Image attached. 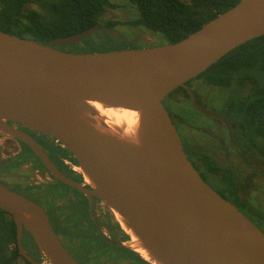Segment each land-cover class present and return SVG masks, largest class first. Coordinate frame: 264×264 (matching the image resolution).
<instances>
[{
	"label": "water",
	"instance_id": "1",
	"mask_svg": "<svg viewBox=\"0 0 264 264\" xmlns=\"http://www.w3.org/2000/svg\"><path fill=\"white\" fill-rule=\"evenodd\" d=\"M102 30L93 27L52 44L74 45ZM263 36L264 0H239L175 44L136 49L69 52L0 31V133L28 146L58 180L98 198L114 218L112 210L119 214L158 264H264V232L202 178L164 103L182 88L195 110L221 119L231 132L226 119L196 103L189 82ZM93 103L138 112V139L102 131L107 127L97 125ZM9 123L60 142L91 189L65 177L35 140ZM0 210L14 221L19 253L30 264H81L45 209L1 182ZM24 232L40 262L25 250ZM108 241L130 249L129 242Z\"/></svg>",
	"mask_w": 264,
	"mask_h": 264
},
{
	"label": "trees",
	"instance_id": "2",
	"mask_svg": "<svg viewBox=\"0 0 264 264\" xmlns=\"http://www.w3.org/2000/svg\"><path fill=\"white\" fill-rule=\"evenodd\" d=\"M126 2L132 7L134 17L128 26L143 28L155 34L158 45H164L184 40L233 8L239 0ZM112 7H116L112 0H0V31L69 52H110L114 51L112 45L115 43L124 46L131 42L123 34L113 33L119 23L105 16L107 9ZM93 27H102L103 30L74 45L52 44L59 38ZM189 85L193 87L197 98H216L217 109L234 126L235 141L244 149L243 152L237 150L239 157L245 163L254 162L259 170L264 169V36L232 50L190 81ZM174 93L188 97L182 88ZM203 161L206 169L204 180L215 187L207 176L214 175L217 183L226 184L237 197L239 185L233 172L215 166L208 157ZM218 192L240 209L244 208L238 198ZM29 241L34 252L29 249ZM23 246L33 259L41 261V255L27 232L23 234ZM20 260L30 264L19 253L14 221L0 210V264H19Z\"/></svg>",
	"mask_w": 264,
	"mask_h": 264
},
{
	"label": "flooded vegetation",
	"instance_id": "3",
	"mask_svg": "<svg viewBox=\"0 0 264 264\" xmlns=\"http://www.w3.org/2000/svg\"><path fill=\"white\" fill-rule=\"evenodd\" d=\"M191 88L193 92V87ZM194 99L200 107L222 116L230 123L227 117L217 109L216 98L214 99L213 96L197 98L194 95ZM183 101L187 102L186 105L191 109H194L190 104L189 96L186 97L181 93L172 92L165 98L164 103L181 135L188 159L202 178L203 174H206L203 161L206 157L215 166L231 170L237 179V185H239L237 197L233 195L234 193L226 184L217 183L214 175L207 176L214 182L215 187L205 181L216 192L219 190L226 193L227 196L238 198L244 204V208L240 209L235 206L264 232V169L259 170L254 162L248 164L239 157L237 150L243 152L244 149L240 148V145L235 141L234 126L230 123L232 127L230 132L226 123L217 117L202 114L194 109L201 115L200 117L210 121L209 124L203 122V125L198 127L202 133L204 132L207 140L205 144H197L194 142V138L186 136L181 123L183 126H187L185 121H189V118L186 116L188 112L179 107ZM180 111L183 118L177 115ZM9 124L35 140L52 164L65 177L83 188L91 189L85 178L76 171L78 164L73 155L55 138L31 131L19 124ZM3 139L12 141L16 151L12 153L10 150L4 154L0 150V182L11 186L14 192L45 209L54 231L75 259L81 264H99L92 254L97 249L108 258L116 259L118 264H146L132 250L108 241L111 239L117 243L126 244L130 243L132 239L110 216L107 207L98 198L93 195L89 197L80 190L58 180L23 142L0 133V140ZM235 160L241 162L242 165H237ZM33 167L38 169L32 172L30 170ZM241 167L246 168V173ZM261 167L263 166L261 165ZM25 169L29 170L26 172ZM38 181L42 184L37 183Z\"/></svg>",
	"mask_w": 264,
	"mask_h": 264
},
{
	"label": "rangeland",
	"instance_id": "4",
	"mask_svg": "<svg viewBox=\"0 0 264 264\" xmlns=\"http://www.w3.org/2000/svg\"><path fill=\"white\" fill-rule=\"evenodd\" d=\"M112 1H113V4L116 5V7L108 8L105 16L109 20L118 22L119 25L116 27V31L119 32L120 34H123L126 38H128L129 41H131L129 43V45L125 44L124 46H123V44H119V43L113 44L112 46H113L114 51H116V49L117 50L118 49H121V50H123V49H136V48L150 47V46H154V45L159 44V40L155 34L149 32L143 28L128 26V23L131 20H133L134 17L132 14L133 9L131 6L128 5L126 0H112ZM93 39L97 40V38H93ZM91 53H93V52H91ZM182 103L183 104H181L179 107L188 112L186 116L189 118V121L188 120L185 121L186 122L185 124L187 126H185V125L183 126V123H181L185 135L189 136L191 139L194 138V142H196L197 144H205L207 137L204 134V132L202 133V131H200V129H198V127L203 125V122H205V124H209L210 121H208L207 119H205L203 117H200L201 116L200 114L196 113V111L194 109H191L188 105H186L187 102L185 103V101H183ZM177 115H179V116H181V118H183L181 111L179 113H177ZM188 118H186V119H188ZM15 149H16L15 145L13 144L12 141H10L8 139L0 140V150L2 152H4V154H7V152H10V150L12 153H14V151H16ZM234 162L237 165L241 164V162H238V160H235ZM37 169L35 167H33L30 171L34 172ZM241 169H244V173H246V168L241 167ZM23 170H24V168H23ZM26 170L28 171L29 169H25V171ZM37 183L42 184L40 181H38ZM107 210L109 211L108 208H107ZM109 213H110V211H109ZM110 216L113 217L111 213H110ZM114 220H115V218H114ZM116 223L118 224L117 221H116ZM29 245H30V248H29L30 251L34 252V250L32 249V244L30 243V241H29ZM92 254L95 256L94 258L97 260V262L99 264H118L117 263L118 261L116 259L115 260L117 262L111 258H108L107 255H104L101 251H99L97 249L94 250L92 252ZM41 260H42V258H41ZM19 264H24V263H23V261L20 260Z\"/></svg>",
	"mask_w": 264,
	"mask_h": 264
},
{
	"label": "bare ground",
	"instance_id": "5",
	"mask_svg": "<svg viewBox=\"0 0 264 264\" xmlns=\"http://www.w3.org/2000/svg\"><path fill=\"white\" fill-rule=\"evenodd\" d=\"M91 105L96 112L94 119L97 122V125L99 126L104 123L107 127L102 129V131L131 142H135L138 139L140 128V114L138 112L124 108L108 107L101 103H93ZM76 171L85 178L86 183L90 187L93 186L91 180L80 168L77 167ZM111 212L114 214L116 221L121 228L131 237L132 240L128 245L130 249L138 253L142 259L151 261L153 264H158L155 260H153L150 253L143 247L142 243L133 231L126 225L125 220L115 211L112 210Z\"/></svg>",
	"mask_w": 264,
	"mask_h": 264
}]
</instances>
